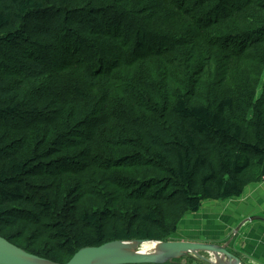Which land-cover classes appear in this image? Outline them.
Segmentation results:
<instances>
[{"label":"trees","instance_id":"trees-1","mask_svg":"<svg viewBox=\"0 0 264 264\" xmlns=\"http://www.w3.org/2000/svg\"><path fill=\"white\" fill-rule=\"evenodd\" d=\"M263 176L264 0H0V237L172 241Z\"/></svg>","mask_w":264,"mask_h":264},{"label":"water","instance_id":"water-1","mask_svg":"<svg viewBox=\"0 0 264 264\" xmlns=\"http://www.w3.org/2000/svg\"><path fill=\"white\" fill-rule=\"evenodd\" d=\"M263 220L249 217L243 222ZM239 227L236 229V232ZM233 237L224 244L190 241L149 242L145 240L112 241L97 247L78 250L64 264H172L193 257L207 264H244L229 250ZM152 244L154 249L145 252L141 247ZM0 264H59L30 254L0 237Z\"/></svg>","mask_w":264,"mask_h":264},{"label":"crops","instance_id":"crops-1","mask_svg":"<svg viewBox=\"0 0 264 264\" xmlns=\"http://www.w3.org/2000/svg\"><path fill=\"white\" fill-rule=\"evenodd\" d=\"M253 216L263 220L243 222ZM181 229L190 242L224 244L233 237L234 254L244 264H264V183L247 186L238 198L204 203L183 219Z\"/></svg>","mask_w":264,"mask_h":264},{"label":"rangeland","instance_id":"rangeland-1","mask_svg":"<svg viewBox=\"0 0 264 264\" xmlns=\"http://www.w3.org/2000/svg\"><path fill=\"white\" fill-rule=\"evenodd\" d=\"M204 203H207V202H204ZM203 203V204H204ZM211 203H213V202H211ZM203 207V206H202ZM201 210V209H200ZM199 210V211H200ZM198 211V212H199ZM182 222L183 221H181L180 222V224L178 225V227H177V230H176V233H175V235H174V238L172 239V241H176V242H181V241H188V239H189V237L188 238H185L181 233L183 232L182 231V229H181V226H182ZM199 240H201V241H204V239H202V238H200ZM222 245V244H221ZM144 248V246L143 247H141V249H143ZM147 249V248H146ZM229 250L231 251V252H235L234 251V247H233V244H231L230 246H229ZM182 261L185 263V260L184 259H182Z\"/></svg>","mask_w":264,"mask_h":264},{"label":"bare ground","instance_id":"bare-ground-1","mask_svg":"<svg viewBox=\"0 0 264 264\" xmlns=\"http://www.w3.org/2000/svg\"><path fill=\"white\" fill-rule=\"evenodd\" d=\"M153 249H154V245L147 244V245L144 246V248L142 250H144L145 252H151Z\"/></svg>","mask_w":264,"mask_h":264},{"label":"built area","instance_id":"built-area-1","mask_svg":"<svg viewBox=\"0 0 264 264\" xmlns=\"http://www.w3.org/2000/svg\"><path fill=\"white\" fill-rule=\"evenodd\" d=\"M262 182H264V176L262 177Z\"/></svg>","mask_w":264,"mask_h":264},{"label":"clouds","instance_id":"clouds-1","mask_svg":"<svg viewBox=\"0 0 264 264\" xmlns=\"http://www.w3.org/2000/svg\"><path fill=\"white\" fill-rule=\"evenodd\" d=\"M261 182H262V180H261ZM262 183H264V182H262Z\"/></svg>","mask_w":264,"mask_h":264}]
</instances>
